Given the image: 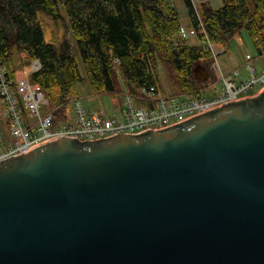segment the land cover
<instances>
[{
    "label": "water",
    "instance_id": "1",
    "mask_svg": "<svg viewBox=\"0 0 264 264\" xmlns=\"http://www.w3.org/2000/svg\"><path fill=\"white\" fill-rule=\"evenodd\" d=\"M0 264H264V86L164 128L56 135L0 160Z\"/></svg>",
    "mask_w": 264,
    "mask_h": 264
},
{
    "label": "trees",
    "instance_id": "2",
    "mask_svg": "<svg viewBox=\"0 0 264 264\" xmlns=\"http://www.w3.org/2000/svg\"><path fill=\"white\" fill-rule=\"evenodd\" d=\"M191 26H202L208 40L229 48V40L244 30L255 51L264 49V0H221L218 8L209 1L183 0ZM61 7L78 49L67 38L45 40L37 12L51 20L63 19ZM180 21L170 0H0V65L12 79L16 56L37 60L38 70L29 81L40 86L54 105L75 93L85 82L91 93H114L120 79L130 93L143 86L158 87L159 62L168 67L180 91L196 88L193 67L212 56L201 44L176 41ZM198 40H204L198 34ZM63 106L57 112H62Z\"/></svg>",
    "mask_w": 264,
    "mask_h": 264
},
{
    "label": "built area",
    "instance_id": "3",
    "mask_svg": "<svg viewBox=\"0 0 264 264\" xmlns=\"http://www.w3.org/2000/svg\"><path fill=\"white\" fill-rule=\"evenodd\" d=\"M193 2V0H192ZM203 35V48L212 53L213 46L201 26L199 30L178 28V36L186 40L190 36ZM221 47V46H220ZM257 56L244 55L245 74L237 69L224 74L217 70L213 78L192 90L166 94L159 87L143 86L137 93L127 89L117 114L105 111H86L78 98L68 95L46 113L40 108L46 101L36 83L27 74L13 72L12 79L0 65V97L5 105L10 139L0 137V160L17 155L28 148L56 135L73 136L79 140L100 139L115 133H139L175 124L198 113L240 98L254 96L264 86V49L256 50ZM260 63L256 64L255 62ZM38 61H31V72L38 70ZM259 68V72H257ZM64 123L58 124L54 113L61 107Z\"/></svg>",
    "mask_w": 264,
    "mask_h": 264
},
{
    "label": "rangeland",
    "instance_id": "4",
    "mask_svg": "<svg viewBox=\"0 0 264 264\" xmlns=\"http://www.w3.org/2000/svg\"><path fill=\"white\" fill-rule=\"evenodd\" d=\"M205 0H193V6L198 11L200 2ZM209 4L213 8H218L221 5V0H208ZM175 10L177 11L178 18L180 24L183 25L184 28L190 29L192 26L189 23L186 7L184 5L183 0H170ZM248 7H251L250 0H245ZM61 13L63 15V19L60 22H55L51 20L47 15L43 12L38 11L37 15L41 22V26L43 29V35L45 40H57L60 41L63 38H67L71 44L75 47V53L78 55V49L76 46V42L69 31V24L65 17L64 10L61 7ZM176 41L185 42L189 45H199L203 44V40H198L197 36H190L188 39H181L178 34L176 35ZM222 45V44H221ZM212 56L204 61L208 65L209 68V78L207 80H197L195 85L196 87L203 86L208 83L216 73L215 66L220 69L224 74L229 73L231 70L237 69L240 74H245L244 68V55L246 53L250 54L253 57L257 56V52L253 44L251 43L247 33L244 30H241L240 33L235 34L232 39L229 40V48L220 49V46H213L212 48ZM23 59L20 57V54L16 56V65L17 71H22L25 74L27 71L31 70L30 64L31 61L26 63V56L24 53ZM21 55V56H22ZM20 58L19 64L17 59ZM256 64L260 63L259 61L255 62ZM261 64V63H260ZM80 72L83 78H85V82H78L75 84V93L71 94L78 98L81 102V105L84 107L86 111H105L106 113H115L117 114L118 109L120 108L122 102L121 93L126 90L123 86L122 81L120 79L116 80V91L114 93H100L94 94L91 93L88 89V84L86 83V75L85 71L82 67V64H79ZM14 70L13 72H15ZM158 87L159 89L166 94L178 93L182 92L176 84L174 83L168 67L159 62L158 65ZM259 72V68L257 70ZM46 99V98H45ZM54 108V104L46 99L43 105L40 108V113H46ZM54 117L58 124L64 123V118L61 112H55ZM0 137L3 141L10 139L9 131H8V118L5 114V105L0 98Z\"/></svg>",
    "mask_w": 264,
    "mask_h": 264
},
{
    "label": "crops",
    "instance_id": "5",
    "mask_svg": "<svg viewBox=\"0 0 264 264\" xmlns=\"http://www.w3.org/2000/svg\"><path fill=\"white\" fill-rule=\"evenodd\" d=\"M22 54H20V57L22 58L23 57V55L21 56ZM23 59V58H22ZM19 61H20V58L19 59H17V62H18V64H19ZM16 73L18 72L17 70L15 71ZM20 72H22V71H20ZM30 73H31V70L28 72H26L25 74H27L28 76L30 75Z\"/></svg>",
    "mask_w": 264,
    "mask_h": 264
}]
</instances>
